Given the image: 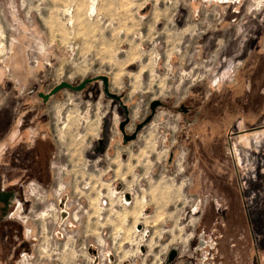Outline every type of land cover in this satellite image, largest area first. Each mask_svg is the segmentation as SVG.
<instances>
[{
    "label": "rangeland",
    "instance_id": "rangeland-1",
    "mask_svg": "<svg viewBox=\"0 0 264 264\" xmlns=\"http://www.w3.org/2000/svg\"><path fill=\"white\" fill-rule=\"evenodd\" d=\"M263 50L264 0L230 15L216 0H0V186L33 140L50 181L24 187L36 240L15 264H159L196 222L246 235L244 205L264 264ZM95 76L123 95L128 130L161 103L136 141H110L121 114L100 83L36 96Z\"/></svg>",
    "mask_w": 264,
    "mask_h": 264
},
{
    "label": "flooded vegetation",
    "instance_id": "flooded-vegetation-1",
    "mask_svg": "<svg viewBox=\"0 0 264 264\" xmlns=\"http://www.w3.org/2000/svg\"><path fill=\"white\" fill-rule=\"evenodd\" d=\"M216 1L224 5H227L229 10V15L238 14V12H240L242 9L243 0H216ZM98 83H100L101 85V93H102V84L100 81H96L87 85L98 84ZM108 90H109V82H108ZM109 92L114 95L120 96L121 103L125 105L123 100V95L121 93L112 92L111 90H109ZM50 98H48L46 102ZM106 99L111 100L109 98ZM111 101L115 104L117 112L119 111L118 113L121 114V118L115 123L116 124L114 127L115 133L112 137H110V141L117 140L119 143L118 145L124 147L136 141L140 131L150 121L136 133L135 139L133 141H129L123 144L121 142L122 136L117 127L118 124L124 120L123 112L121 108L117 105V102L113 100ZM45 103L41 102V105L43 106ZM178 111L182 117V122H183L182 126L180 127V131L183 132L187 130L189 124L190 123L193 124L194 123L193 121L195 120H192L191 118L187 122V118L191 115V110L189 107L183 106ZM127 114H128V122L127 124L124 125L123 131L126 136H130L134 132L135 126L139 124L145 117L138 123H134L131 129L128 130L129 127L128 108H127ZM193 116H197V112L196 113L194 112ZM98 142H100V144H98ZM21 144L23 145V143ZM32 144H36L34 140L31 141V145L27 149L29 150V152L28 153L24 152L22 154L20 149L18 148L16 149L17 144L15 143V149L11 153V160L13 165L16 167L13 168V171L16 172L15 173L16 176L18 175L17 179L14 180V182L9 183V185L7 186H0V264H15L18 258H21L23 256H28L30 254L32 247L34 246L33 242L36 240L35 237L31 235L30 232L24 231L26 219L23 221V224L19 221L21 215L25 216L28 213V208L30 206L29 205L30 200L24 198L23 191L26 184H28V182L30 181L34 182L35 184H39V186L43 187L44 189L48 187L50 181L49 180L47 181V178L45 177L44 178L40 177L43 174L42 173L43 170L42 168L41 169L38 168L41 167V165L42 166L44 165V163L46 162V157L44 158L38 157V154H36V149ZM105 144H106V135L104 130H101L100 137L96 139L93 152L96 154H102L104 151L107 150ZM169 155L172 156L171 153H169ZM169 155H168V160H169ZM171 161L172 158L170 159V162ZM204 187L205 189H207V186ZM113 188L117 190L116 187ZM124 197H125L124 199H126L127 195L125 194ZM62 203L63 201L59 200V207L61 209L64 208ZM243 209H244V217L246 219V224H245L247 231L246 235L236 236L235 234V236H228V234H224L223 230H221L223 226L222 222L220 225H217L218 219L215 220L216 224L214 223V225L219 226L221 231L218 230V228L216 227H212L208 231V228L206 226L204 225L202 226L201 224L196 222L192 228L188 227L186 229L189 235L186 242L184 243L183 246L184 250L179 245L170 246L164 253L162 261L159 264H256L257 246H256L255 231H253V226H252L253 224L251 221V217L248 214L245 205ZM225 211H227V207L226 204L223 202V204L219 205V210H217V212L219 213L218 215L224 217ZM242 255L246 256L244 260L239 259V257H241Z\"/></svg>",
    "mask_w": 264,
    "mask_h": 264
},
{
    "label": "water",
    "instance_id": "water-1",
    "mask_svg": "<svg viewBox=\"0 0 264 264\" xmlns=\"http://www.w3.org/2000/svg\"><path fill=\"white\" fill-rule=\"evenodd\" d=\"M100 81L102 84V93L106 98H109L115 102H117V105L121 108L124 116V120L118 124V130L122 136L121 142L123 144L133 141L135 139L136 133L144 126L146 125L152 118L155 110L161 106V103L159 101H152L149 104V115L146 116L139 124L135 126L134 132L130 136H126L123 131V127L128 122V114H127V108L125 105H123L120 101V96L114 95L109 92L108 90V78L106 76H95L91 78H86L82 80L80 83L72 86L66 82H59L58 84L54 85L46 94L37 93V98L41 99L42 103H45L48 98L53 96L55 93H57L60 90H68L70 92H80L83 90V88L90 83ZM182 108V106H179L178 109ZM100 144V142H98ZM127 199V197H126Z\"/></svg>",
    "mask_w": 264,
    "mask_h": 264
},
{
    "label": "crops",
    "instance_id": "crops-1",
    "mask_svg": "<svg viewBox=\"0 0 264 264\" xmlns=\"http://www.w3.org/2000/svg\"><path fill=\"white\" fill-rule=\"evenodd\" d=\"M253 38H255V37H253ZM249 42H250V41H249ZM249 42L247 43V49L250 48V47L252 46V45H249ZM257 48H258V50H257V49H256V50H251L250 52L248 51V53H247V55H246V58H245V61H249V62H251L252 58H255V55L257 54L256 51H257V52H260V48H259L258 45H257ZM250 49H251V48H250ZM259 54H260V53H259ZM262 54L264 55V50H263ZM248 56H249V58H248ZM252 62H255V61H252ZM252 131H256V129L251 127V129L248 128L246 131H245V130L238 131V132L235 133V135H238L239 133L252 132ZM237 133H238V134H237ZM262 138H264V137H262Z\"/></svg>",
    "mask_w": 264,
    "mask_h": 264
},
{
    "label": "trees",
    "instance_id": "trees-1",
    "mask_svg": "<svg viewBox=\"0 0 264 264\" xmlns=\"http://www.w3.org/2000/svg\"><path fill=\"white\" fill-rule=\"evenodd\" d=\"M248 76H246V78H247Z\"/></svg>",
    "mask_w": 264,
    "mask_h": 264
}]
</instances>
